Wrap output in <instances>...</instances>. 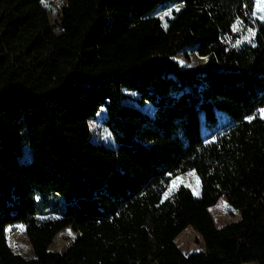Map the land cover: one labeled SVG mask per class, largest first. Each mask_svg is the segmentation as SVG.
<instances>
[{"label": "trees", "instance_id": "16d2710c", "mask_svg": "<svg viewBox=\"0 0 264 264\" xmlns=\"http://www.w3.org/2000/svg\"><path fill=\"white\" fill-rule=\"evenodd\" d=\"M170 3L182 6L164 28L152 12ZM253 6L66 0L55 32L41 0H0V264H264V20L251 43L223 39ZM184 47L205 64L181 66ZM101 106L113 146L90 140ZM189 170L199 196L180 185L163 198ZM220 197L239 218L217 227ZM16 223L31 258L8 244ZM187 226L203 251L176 245ZM66 227L76 239L51 251Z\"/></svg>", "mask_w": 264, "mask_h": 264}, {"label": "rangeland", "instance_id": "374dc122", "mask_svg": "<svg viewBox=\"0 0 264 264\" xmlns=\"http://www.w3.org/2000/svg\"><path fill=\"white\" fill-rule=\"evenodd\" d=\"M66 5V0H41V6L46 11L49 21L55 32L59 31V22L61 20L62 8ZM179 3H170L158 6L152 15L160 19L162 26L165 28L168 19L172 14L181 8ZM248 23L236 20L231 31L223 36L226 43L235 45L239 43H251L255 34V20H264V0H254L252 13L248 19ZM176 60L181 66L192 68L202 66L206 62V57L195 52L192 47H184L175 55ZM127 96L135 97V93L124 91ZM135 103V102H134ZM142 109L150 111V106L145 103ZM257 115L264 118V107L257 111ZM106 113L104 106H101L94 117L89 119L90 140L94 143H103L113 146V138L104 123ZM228 119L222 115H218L217 130H221L228 124ZM203 136L207 137V133L203 132ZM209 141L211 138H206ZM23 157H28V149L22 145ZM180 185L188 187L195 196L200 194V182L194 171L189 170L184 173L173 176L165 186L163 198L173 193ZM209 212L217 227H221L227 223L235 221L239 218V211L232 208L224 197H220L216 204L209 207ZM42 219L57 217L53 212H45L39 216ZM7 241L13 252L24 258L33 257L31 244L26 235L25 226L22 223H16L6 228ZM78 232L71 227H66L58 232L49 249L53 252H64L76 239ZM176 245L182 253L188 254L196 251L204 250V242L201 235L191 226L184 228L174 239ZM242 264H257L256 262H245Z\"/></svg>", "mask_w": 264, "mask_h": 264}]
</instances>
